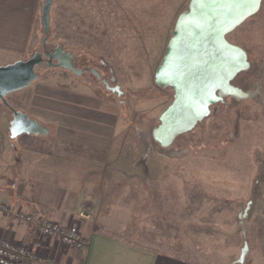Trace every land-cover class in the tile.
<instances>
[{
    "label": "rangeland",
    "instance_id": "obj_1",
    "mask_svg": "<svg viewBox=\"0 0 264 264\" xmlns=\"http://www.w3.org/2000/svg\"><path fill=\"white\" fill-rule=\"evenodd\" d=\"M43 2L31 48L19 60L42 48ZM190 2L53 0L46 45L73 53L84 70L79 77L114 102L119 118L120 161L82 176V192L155 222L169 251L210 264H264V0L225 36L244 53L246 64L230 84L246 96L216 91L209 113L169 146L152 135L174 99L157 72Z\"/></svg>",
    "mask_w": 264,
    "mask_h": 264
},
{
    "label": "crops",
    "instance_id": "obj_2",
    "mask_svg": "<svg viewBox=\"0 0 264 264\" xmlns=\"http://www.w3.org/2000/svg\"><path fill=\"white\" fill-rule=\"evenodd\" d=\"M39 3L0 0V61L13 63L29 51ZM94 90L88 80L52 68L8 93L9 105L45 126L47 134L12 138L11 112L0 102V205L8 208L0 213V236L57 264H210L169 251L160 226L147 217L82 192V176L120 161L114 102ZM25 215L76 226L85 248L36 233L21 220Z\"/></svg>",
    "mask_w": 264,
    "mask_h": 264
},
{
    "label": "water",
    "instance_id": "obj_3",
    "mask_svg": "<svg viewBox=\"0 0 264 264\" xmlns=\"http://www.w3.org/2000/svg\"><path fill=\"white\" fill-rule=\"evenodd\" d=\"M197 1L198 0H191L189 9L182 13L178 18L173 40L170 43V46L166 51V56L157 72V78L159 80H164V84L169 85L174 92L173 102L162 113L159 119L160 123L156 127V129L163 128L165 132L167 129V123H165L166 119L164 115L167 110L172 108L180 100L182 101L186 97V105L189 106L188 111L191 116V118L187 121L188 123H186V125H184L180 130L179 133H182L209 113V104L220 99V96L215 95V92L217 91L216 84H219L220 81H222V79H218L219 77L223 78V76H219L218 78L215 76H205L199 84H195V86L190 88L188 75L191 72L194 73L196 70L195 64L192 60L195 51L188 48L192 41L189 40L185 45L181 42L184 38V34L187 32V29L184 27L185 23L182 22V18L185 14L197 13L196 9L199 5V2ZM194 2L196 4H194ZM52 4L53 0H44L40 7V22L43 34L41 38L42 46L47 44L46 40L50 29V9ZM257 9L258 7L256 10ZM188 33H190V31H188ZM191 39L194 40L193 36ZM239 50L244 55L240 48ZM43 56L46 57V63L44 66L47 68H61L76 76L81 75L84 71L74 65V54L66 52L61 45H56L53 48V52H44L42 54L41 52L35 51L32 56L26 60H17L10 64L1 65L0 102L11 112L9 134L12 138L23 133L34 135L48 133L45 126L41 125L37 120L30 118L27 114L12 108L6 99V95L8 93L26 87L38 78L36 68L42 64ZM87 69L98 79H101L99 73L95 69ZM238 71L232 74V76L227 80H224L227 86L236 88L230 84V81L238 73ZM101 82L108 91L116 93L118 96L122 94V90L119 86H110L104 80H101ZM182 95H185V97H182Z\"/></svg>",
    "mask_w": 264,
    "mask_h": 264
},
{
    "label": "bare ground",
    "instance_id": "obj_4",
    "mask_svg": "<svg viewBox=\"0 0 264 264\" xmlns=\"http://www.w3.org/2000/svg\"><path fill=\"white\" fill-rule=\"evenodd\" d=\"M197 2H199L197 13L185 14L182 18L187 32L181 42L185 45L189 40L192 41L188 48L195 51L192 60L196 70L188 75L190 88L199 84L205 76L216 78L223 76L218 79L222 81L216 84L220 96L232 93L246 96L240 90L227 86L224 81L236 71H241L245 65L244 55L237 46L230 44L225 36L257 11L260 0H198ZM192 36L194 40L191 39ZM185 98L166 111L164 115L167 123L166 132L163 128H154L152 131L153 137L161 142L162 146H169L191 118Z\"/></svg>",
    "mask_w": 264,
    "mask_h": 264
},
{
    "label": "built area",
    "instance_id": "obj_5",
    "mask_svg": "<svg viewBox=\"0 0 264 264\" xmlns=\"http://www.w3.org/2000/svg\"><path fill=\"white\" fill-rule=\"evenodd\" d=\"M7 211V207L0 205V213ZM21 220L31 224L36 233L55 237L64 246L78 249L86 246L82 234L74 225L64 227L48 218L32 215L22 216ZM0 264H57V262L51 256H38L25 243H13L0 236Z\"/></svg>",
    "mask_w": 264,
    "mask_h": 264
},
{
    "label": "flooded vegetation",
    "instance_id": "obj_6",
    "mask_svg": "<svg viewBox=\"0 0 264 264\" xmlns=\"http://www.w3.org/2000/svg\"><path fill=\"white\" fill-rule=\"evenodd\" d=\"M62 46V45H61ZM63 47V46H62ZM53 48L54 47H48L47 45H45V46H42V48L40 49V50H38V52H41L42 54L44 53V52H53ZM64 48V47H63ZM64 50L66 51V52H70V51H68L67 49H65L64 48ZM71 53V52H70ZM73 54V53H72ZM54 61V60H53ZM73 62H74V56H73ZM46 63V57L45 56H43V60H42V64L40 65V66H42V65H44ZM39 66V67H40ZM100 80H102V79H100ZM217 101H213L211 104H209V106L210 105H212V104H214V103H216Z\"/></svg>",
    "mask_w": 264,
    "mask_h": 264
}]
</instances>
